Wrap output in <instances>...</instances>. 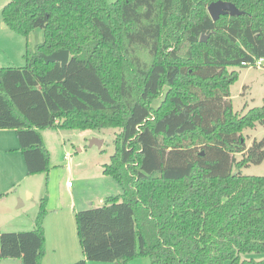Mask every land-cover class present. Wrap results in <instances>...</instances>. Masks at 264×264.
<instances>
[{
  "label": "trees",
  "instance_id": "trees-1",
  "mask_svg": "<svg viewBox=\"0 0 264 264\" xmlns=\"http://www.w3.org/2000/svg\"><path fill=\"white\" fill-rule=\"evenodd\" d=\"M213 1L3 7L17 33L44 31L24 66H0V129L16 131L27 174L50 169L43 129L118 128L103 173L124 191L75 211L84 258L71 264H264L242 256L264 253V175L242 172L264 160V139L247 147L243 135L264 124V104L235 112L230 92L237 68L264 58V0H223L240 13L218 20L208 11ZM60 49L69 50L66 65L44 59ZM47 201L32 229L1 232L0 259L42 264Z\"/></svg>",
  "mask_w": 264,
  "mask_h": 264
},
{
  "label": "rangeland",
  "instance_id": "rangeland-1",
  "mask_svg": "<svg viewBox=\"0 0 264 264\" xmlns=\"http://www.w3.org/2000/svg\"><path fill=\"white\" fill-rule=\"evenodd\" d=\"M9 0H0V66L21 67L26 64L25 53L27 47H34L44 39L42 28H36L29 35H22L7 26L3 20L2 10ZM114 2L116 0H108ZM239 78L231 85V99L235 112H247L252 107L264 104V66L239 67ZM162 98L154 100L158 106ZM5 139L14 140L19 145L17 134L14 129H0ZM118 128L110 127L102 130L97 129H53L42 130L45 143L51 154L49 171L28 175L22 152L6 153L1 150L2 137L0 134V189L10 191L8 194H0V229L2 231H20L16 225L27 223L38 214L41 199L48 197L47 209L49 216L55 218L56 223L50 219L49 235L53 236L54 244L46 245V255L43 264H49L50 260L59 259L56 264H71L72 257L66 253H73L74 247L82 252L75 213L70 201L74 202L77 210H85L99 207L105 199L111 195L122 194L124 189L118 180L103 173V165L111 161L115 151L114 139ZM247 147L251 146L255 139H264V124L258 123L254 128H246L243 131ZM93 139L101 140L102 145H91ZM7 145V144H5ZM237 159H242L238 153ZM10 165L3 169L2 162ZM14 166V168H13ZM236 171V167L234 168ZM242 172L250 175H264V160L259 164H250L243 167ZM14 175L16 186H9L11 180L6 179ZM68 181H72L74 187L69 191ZM8 189V190H7ZM13 189V190H12ZM20 194H18V193ZM60 201L62 207L56 215V204ZM21 203H23L22 206ZM59 203V202H58ZM16 214H20L18 221L4 222ZM46 218L44 220V226ZM3 224H5L3 226ZM53 225L52 228H50ZM26 230L32 228H24ZM74 233V234H73ZM58 247L57 252L54 247ZM48 246V247H47ZM76 249V248H75ZM73 250V251H72ZM244 258L263 259L264 253H246ZM81 259V258H80ZM48 260V261H47ZM0 264H21L19 259H0ZM92 264H116L110 261H93ZM127 264H151L148 257L138 258Z\"/></svg>",
  "mask_w": 264,
  "mask_h": 264
},
{
  "label": "crops",
  "instance_id": "crops-1",
  "mask_svg": "<svg viewBox=\"0 0 264 264\" xmlns=\"http://www.w3.org/2000/svg\"><path fill=\"white\" fill-rule=\"evenodd\" d=\"M4 130V129H3ZM0 134H1V137H2V142H1V144H2V147H1V150L2 151H5L6 153H12V152H14V153H16V151H21L20 150V143H19V145L18 144H16L15 143V141L12 139V140H8V139H5V136L3 135V134H5V132H0ZM18 139V138H17ZM5 144H7V145H5ZM21 153V152H20ZM2 165H3V169L4 170H6V167H8L9 165H10V163H8V162H2ZM13 168H14V166H13ZM27 173V172H26ZM6 179H9V180H11L10 182H12V183H9L10 185L9 186H16L17 185V182L18 181H16V179H15V176L14 175H10L9 177H5ZM1 183V182H0ZM74 187V184H72V186H69V191L70 190H72V188ZM3 190H6V189H0V194L1 195H4V194H8V192H10V191H3ZM8 190V189H7ZM13 190V189H12ZM16 193H18V192H16ZM18 194H20V193H18ZM59 202V203H58ZM58 202H57V204H56V210H55V214L57 215L58 213H59V211H60V209L62 208L61 206H60V201L58 200ZM23 205V203L20 205V206H22ZM70 207H72V209H73V212L75 213V211H76V205H75V203L74 202H72V201H70V203H69V208ZM52 215V214H51ZM51 215H49V216H47L46 217V223H45V230H46V245H49V243L51 242V240H52V243L54 244V241H53V236L52 237H50V233H49V225H48V221L50 220V219H53L54 220V222H53V224H55L56 223V220H57V216L55 217V218H51ZM21 215L20 214H16V215H14L13 217H11L10 219H8V220H6V221H4V222H7V221H9V222H14V221H18V219H20L19 217H20ZM35 217L36 216H34L33 217V219L32 220H30V222H27V223H25V224H23V223H19V224H17L16 226L18 227V228H20L19 230H26V229H24V228H33L34 227V225H35V223H34V220H35ZM5 224H3V226H4ZM0 226H2L1 225V223H0ZM53 227V225L50 227V228H52ZM1 232H3L1 229H0V234H1ZM74 234V233H73ZM48 247V246H47ZM59 247V246H58ZM58 247H57V244H56V247H54V250L57 252V250H58ZM76 248V249H75ZM82 249V248H81ZM74 252L71 254V253H69V255L66 253L65 255H63L64 257H66V256H69V257H72V260L75 262V261H77V260H79L80 258L82 259V258H84V253H83V251L82 252H79L78 250H77V246L76 247H74ZM73 251V250H72ZM59 259H55V260H50V262H49V264H56V262L58 261ZM48 261V260H47ZM44 263V260H43V262H42V264ZM93 263V261H89L88 262V264H92Z\"/></svg>",
  "mask_w": 264,
  "mask_h": 264
},
{
  "label": "water",
  "instance_id": "water-1",
  "mask_svg": "<svg viewBox=\"0 0 264 264\" xmlns=\"http://www.w3.org/2000/svg\"><path fill=\"white\" fill-rule=\"evenodd\" d=\"M208 11L214 20H218L221 17V15H224L227 13H231V14L240 13V11L237 9V7L233 3L228 2V1H223V0H217V1L211 2L208 6ZM206 40H207V35L203 33L201 36V41H206ZM69 58H70V53H69V50L67 49H60L58 51H55L51 54L44 56V59L47 62L60 61L62 62L63 65H66L68 63ZM93 144H98L99 146H101L102 141L93 139L91 141V145Z\"/></svg>",
  "mask_w": 264,
  "mask_h": 264
},
{
  "label": "built area",
  "instance_id": "built-area-1",
  "mask_svg": "<svg viewBox=\"0 0 264 264\" xmlns=\"http://www.w3.org/2000/svg\"><path fill=\"white\" fill-rule=\"evenodd\" d=\"M263 63H264V58H259L254 63H252V66L259 67V66H262ZM244 64H245V62H244ZM67 184H68V186H72L73 183H72V181H68Z\"/></svg>",
  "mask_w": 264,
  "mask_h": 264
}]
</instances>
